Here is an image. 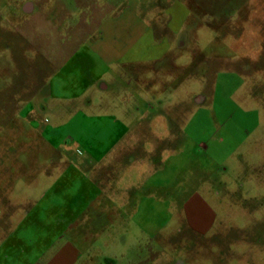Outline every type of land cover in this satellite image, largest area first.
<instances>
[{
  "label": "rangeland",
  "instance_id": "1",
  "mask_svg": "<svg viewBox=\"0 0 264 264\" xmlns=\"http://www.w3.org/2000/svg\"><path fill=\"white\" fill-rule=\"evenodd\" d=\"M120 15L116 43L101 23ZM103 40L139 62L88 48L98 72L111 70L89 90L95 101L80 102L87 111L30 114L50 91L79 90L73 52ZM106 112L146 129L133 163L108 166L114 199L128 204L95 215L92 264H264V0H0V158L59 122L56 141L81 160L108 143L99 127L114 121L93 116ZM94 173L72 168L60 203L79 204Z\"/></svg>",
  "mask_w": 264,
  "mask_h": 264
},
{
  "label": "crops",
  "instance_id": "2",
  "mask_svg": "<svg viewBox=\"0 0 264 264\" xmlns=\"http://www.w3.org/2000/svg\"><path fill=\"white\" fill-rule=\"evenodd\" d=\"M134 18L140 21L137 15ZM123 21V16L120 15L114 20L107 19L101 23L102 27L109 23L104 30L111 27L116 43L123 38L120 32L127 28ZM105 41H97L86 49V45H81L73 52V56H79V65L72 69L74 82L79 87L76 93L73 91L71 94L55 95L50 91L44 103L38 102L34 108L31 107L30 114L37 115L40 111L49 109L59 116H65L64 108L70 104L75 107L73 115L87 111L80 102L90 104L95 101L94 98L87 97L89 90L99 84L105 87L100 80L111 70L108 67L98 72L97 65L87 61L88 48L101 44L105 54L115 53L111 59L116 62H139L134 56H129L127 47L108 45L107 42L104 44ZM94 115L113 120L114 125L105 127L100 124L99 130L110 135L108 143L105 139L90 143L86 157L81 160L71 157L74 145L56 141L59 122H55L50 129L47 128L48 131L36 130L41 137L40 142L17 148L20 152L14 158H8L10 154L7 159L0 158V264H92L94 240L103 232L96 225L95 215L111 213L117 203L120 208L128 204L126 195L122 201L114 199L115 187L109 183L112 174L108 166L133 163L135 158L130 156L128 161L126 155L140 149L143 145L140 135L146 129H138L123 119L115 120V116L109 112L93 113ZM49 119L45 117L46 121ZM79 150L76 146V151ZM42 152L46 153L45 160L39 159ZM28 154L30 157H27ZM85 164L91 166L95 173L84 176L87 184L78 187V194L75 195L79 197V204L73 205V201H70L63 206L60 203L66 187L63 183L76 180L75 175L66 174L72 168ZM96 188L98 191L94 194L92 191ZM91 193L94 195L90 196ZM84 199L88 201L86 205H83ZM190 204L191 201L186 206L187 209ZM191 218L189 215L190 223ZM99 224L102 225L101 222ZM102 226L101 230H104V225Z\"/></svg>",
  "mask_w": 264,
  "mask_h": 264
}]
</instances>
